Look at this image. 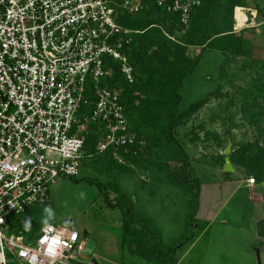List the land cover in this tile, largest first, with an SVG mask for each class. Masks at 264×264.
<instances>
[{
	"label": "built area",
	"instance_id": "2783aa9c",
	"mask_svg": "<svg viewBox=\"0 0 264 264\" xmlns=\"http://www.w3.org/2000/svg\"><path fill=\"white\" fill-rule=\"evenodd\" d=\"M167 2L184 24L200 4L157 0ZM140 8L131 0H0V264H92L80 256L77 230L51 224L27 236L11 232L8 219L44 205L58 177L80 175L92 125L105 131L100 152L118 157L135 142L118 91L102 81L116 63L137 82L125 54L133 30L117 18ZM52 240L55 256L45 252Z\"/></svg>",
	"mask_w": 264,
	"mask_h": 264
},
{
	"label": "rangeland",
	"instance_id": "374dc122",
	"mask_svg": "<svg viewBox=\"0 0 264 264\" xmlns=\"http://www.w3.org/2000/svg\"><path fill=\"white\" fill-rule=\"evenodd\" d=\"M233 31L249 32L251 42L246 43V52L237 55L208 51L198 67L209 69V79L197 76L193 85L187 77L181 88L187 106L191 100L205 98L211 91L214 93L219 85L220 93L225 94V97L211 94L212 97L192 115L188 127L182 128V131L186 134L192 127L206 123L204 127L207 130L223 137L225 127L232 126L233 136L238 140L252 142L249 143L251 145L259 137L264 138V112L261 116L257 114L256 120L252 121L250 104L243 103L258 94L255 87L251 86L252 80H256L255 84L260 87L259 94L264 93V0H247L245 6L236 7ZM189 52L196 54L199 48H190ZM201 82L210 83L211 87L203 92L193 90L198 89ZM240 83L251 87L249 95H243L246 88L243 91L239 89ZM257 105L264 109L263 96H260ZM199 133L204 138L206 133ZM260 145L264 143L261 141ZM251 149L255 150L256 147ZM165 150L166 147L161 144L152 146L139 164L114 157L116 161L109 170L103 169L96 162L92 164L89 158L90 164L82 167L79 176L58 177L56 183L50 185L49 200L42 208H53L55 217L50 224L77 230L80 241L84 243L80 256L92 264L93 260L97 264H147L134 250L123 248V212L119 207L113 208L106 204L104 189L95 182H89V179H94L108 188L111 198L120 197L119 194L133 197V214L150 220V228H158L166 244L185 241L179 255L182 256L190 247L191 250L186 261L180 264H259L255 249L264 251V237H258L250 223L251 218H264V186H257L259 191L255 190L253 197L246 188L234 191L235 183L214 178L221 177L217 173L221 174L222 171L220 166L213 163V159L222 152L213 141H199L193 147L196 159L192 177H201L203 182L199 208L190 221L194 229H189L188 198L190 186L194 183L192 180L191 185L177 184L167 178ZM121 165L126 168L121 169ZM242 174L247 179L254 176L246 171H242ZM80 191L85 192L84 199L78 197ZM26 219L21 218V222L24 224ZM191 234L192 238L188 241L187 237ZM12 264L19 262L14 260Z\"/></svg>",
	"mask_w": 264,
	"mask_h": 264
},
{
	"label": "trees",
	"instance_id": "16d2710c",
	"mask_svg": "<svg viewBox=\"0 0 264 264\" xmlns=\"http://www.w3.org/2000/svg\"><path fill=\"white\" fill-rule=\"evenodd\" d=\"M131 1L141 2L142 8L134 15L124 10L120 11L117 21L133 30L131 41L125 46V54L128 55L129 63L134 68L137 82L129 83L116 63L113 64L111 76L102 82L118 91L128 127L136 133L137 137L133 144L119 148L118 157H115L114 150L111 148L103 152L98 150V143L105 136V131L99 124L92 125L85 136L83 166L90 164L89 158H91L90 162L93 161L92 164L96 162L100 167L108 170L116 161L115 158L131 164H139L146 151L152 146L164 145L169 175L167 178L177 184L186 185H191L193 180L194 184L190 186L188 198L190 219L187 218V222H189V229H194L190 221L196 216L199 208L201 183L198 177H192L196 159L193 147L199 141H213L222 152L214 157L215 165L222 167L225 159L229 157L238 167L252 172L259 180H264V145H260L261 141L264 143V138L259 137V140L250 145L249 143L252 142L238 140L233 136L232 126H226L223 137H220L207 130L208 128L204 127L206 123L196 128L192 127L189 133L184 134L182 131V128L188 127L187 124L192 119V115L212 97L211 94H219V98L225 97V94L220 93L219 85L214 93L211 91L205 98L199 97L193 101L190 99L187 106L183 100L185 98L181 88L187 77L193 85L197 76L209 79L207 74L209 69L203 70L205 67H198L208 51L237 55H243L246 52L245 49L248 46L246 43L251 42L249 32H235L233 28L236 7L245 6L247 0H199L200 4L190 13L188 24L182 21V12L167 10L168 2L159 5L157 0ZM193 47H198L199 52L191 54L189 50ZM217 78L220 79L219 76ZM255 82L256 80H252L251 86L255 87L258 94L251 100L243 102L250 104V120L252 121L256 120L257 114L261 116L264 112V109L257 105L258 99L260 96L264 97V93L259 94L260 87ZM199 84H201L200 87L193 90L203 92L211 87L210 83ZM239 86L242 91L246 88L244 96L249 95L251 87H247L245 83H240ZM199 131L206 133L204 138L200 137ZM229 142L232 144L231 151L225 154L224 151ZM189 145H192L191 149ZM253 146L256 147L255 150L251 149ZM172 163H174L173 167H171ZM120 168L126 167L121 165ZM89 182H95L102 190L104 189V199L108 206L119 207L122 210L123 247L134 250L147 264L153 262L176 264L178 249L185 244V241L166 244L159 235L158 228H150V220L133 214V205H135L133 197L119 194L120 197L111 198L108 188L104 187L103 183L98 184L94 179H89ZM44 205L28 208L22 215L9 216L10 231L27 236L37 234L42 225ZM23 215L31 220L30 231L25 232L23 229V222H21V218L25 219ZM192 235L187 237L188 241Z\"/></svg>",
	"mask_w": 264,
	"mask_h": 264
},
{
	"label": "crops",
	"instance_id": "0c3cea01",
	"mask_svg": "<svg viewBox=\"0 0 264 264\" xmlns=\"http://www.w3.org/2000/svg\"><path fill=\"white\" fill-rule=\"evenodd\" d=\"M227 148V147H226ZM226 150V149H225ZM225 152V151H224ZM226 154V153H225ZM228 158V157H227ZM225 161H226V159H225ZM231 162H232V171H230V172H226L225 170H224V167H225V163H224V165L221 167V171H222V173L221 174H219V173H217L218 175H220L221 177H214V178H220L221 180H222V182H232V183H235L236 184V186H235V189H234V191H236V190H240L241 188H246V189H248L249 190V193L251 194V195H253V197H254V192H255V190H257L258 188H257V186H264V180H259L258 179V177H256L255 176V174H253L252 172H247V170L246 169H244V168H240V167H238L237 165H236V163L235 162H233L232 160H231ZM242 171H246L247 172V174H250V175H254L256 178H257V180H256V183L255 184H253V185H250V184H248V179H247V177H246V175H244V174H242ZM226 173H228V174H226ZM239 175V177H234V176H238ZM241 176V177H240ZM199 179H200V189H201V185H202V180H201V177H198ZM262 190H263V188H262ZM258 191H259V189H258ZM261 197V196H260ZM256 198H259V197H256ZM264 218H262L261 217V219H259V220H257V219H254L255 221H262ZM243 228H246L245 226L243 227ZM247 230V229H246ZM254 232V231H253ZM255 233V232H254ZM256 235H257V233H255ZM258 237H260L259 235H257ZM183 247V246H182ZM182 247H180L179 249H178V252H177V256H176V264H180V262L182 261V262H184V261H186L185 260V258H186V256L189 254V252H190V250H191V247L187 250V251H185L183 254H182V256L181 255H179V252L181 251V249H182ZM123 248H125V247H123ZM263 253H264V251H262ZM249 257V256H248ZM97 263V262H96ZM151 264H153V263H151Z\"/></svg>",
	"mask_w": 264,
	"mask_h": 264
},
{
	"label": "clouds",
	"instance_id": "9594fccd",
	"mask_svg": "<svg viewBox=\"0 0 264 264\" xmlns=\"http://www.w3.org/2000/svg\"><path fill=\"white\" fill-rule=\"evenodd\" d=\"M78 197L80 199H84L85 198V192L84 191H80L78 193ZM43 213H44V215H43L42 220H41L42 225L46 226L48 231H53L52 226L50 224V221L53 220L54 217H55V212H54L53 208L46 206L43 209ZM31 226H32L31 225V220L30 219H26L24 224H23L24 231L25 232L30 231L31 230ZM41 243H43V240L41 241ZM57 251H58V249H57L55 240H52L48 244V247L45 249L46 254L49 255V256H55L57 254Z\"/></svg>",
	"mask_w": 264,
	"mask_h": 264
},
{
	"label": "water",
	"instance_id": "95a60500",
	"mask_svg": "<svg viewBox=\"0 0 264 264\" xmlns=\"http://www.w3.org/2000/svg\"><path fill=\"white\" fill-rule=\"evenodd\" d=\"M231 142L228 143V146L225 150L226 154H229L231 151ZM224 170L226 172H230L232 171V162L231 159L228 157L226 158L225 161V167ZM250 227L252 228V230L257 233V235H259L260 237H264V220L262 221H255L254 218H251V223H250ZM256 253H257V260L259 264H262L264 262V253L261 252V250L259 248H256ZM94 264H97L95 260H93Z\"/></svg>",
	"mask_w": 264,
	"mask_h": 264
}]
</instances>
